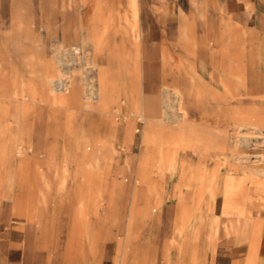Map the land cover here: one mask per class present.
<instances>
[{"label":"rangeland","instance_id":"rangeland-1","mask_svg":"<svg viewBox=\"0 0 264 264\" xmlns=\"http://www.w3.org/2000/svg\"><path fill=\"white\" fill-rule=\"evenodd\" d=\"M100 1L105 23L98 16ZM140 2L146 49L142 40L136 45L123 33L125 0H0V83H8L11 93L18 73L42 89L23 110L0 96V122L19 120L7 134L0 133V264H216L234 242L249 233L260 235L264 174L248 180L251 199L236 197L234 205L245 200L243 215L224 212L223 191L229 173L241 178L244 167L264 169V125L259 131L242 128L236 148L220 133L239 120L236 108L249 123L264 118V0L236 16L194 0ZM29 26L36 31L29 32ZM65 33L75 43L89 39L91 57L110 69L124 114L135 110L134 115L112 113L115 103L108 115L85 109L82 92L70 107L52 103L40 82L42 72L35 78L31 67H39V57L50 60ZM71 64L70 97L91 69L89 63L86 68ZM159 77L184 91L189 120L218 145L203 151L180 145L175 168L164 164L157 172L159 161L149 160L154 145L143 138L149 120L139 121L138 114L153 115L151 86ZM15 134L25 142L22 158L8 152L16 146L7 145ZM92 159L98 161L95 185L102 190L94 186L87 196L84 173ZM204 170L216 171L214 196L209 177L200 180ZM135 190L144 204L131 220Z\"/></svg>","mask_w":264,"mask_h":264},{"label":"bare ground","instance_id":"bare-ground-1","mask_svg":"<svg viewBox=\"0 0 264 264\" xmlns=\"http://www.w3.org/2000/svg\"><path fill=\"white\" fill-rule=\"evenodd\" d=\"M97 9H98V13H99L98 14L99 19L103 20L102 18L104 16L101 14L104 13V7H103L101 1L98 3ZM122 18L124 19V22L126 23L125 30L123 33L130 36L131 38H133L136 45H138L140 43V41L142 40L141 45H142L143 49H146V47H147L146 42L143 41V39L145 38L144 35L146 34V30H145V26L142 25V23H141V7L139 6L138 0H130V4L128 7H126V9L122 15ZM54 20H55V18H54ZM103 22L105 23V20H103ZM45 23H46V20H45ZM50 26H52V25H50ZM28 28H29V32H30V30L36 31L32 26H29ZM96 28H97V26L94 28V30H96ZM229 34H230V32H229ZM209 35H211V33ZM72 38L73 37L71 36V34L65 33L63 35L62 44L57 49V53L54 54L50 60H46L44 57H39V59H40L38 61V62H40L39 67L37 69L33 66L31 67L32 76L35 78L38 77V75H39L38 72L39 73L42 72V74L39 75L40 82H43V84L46 85L49 96L51 97L52 103L55 105H59V106L68 105L70 107L71 105H75L78 101H80L79 100V98H80L79 92H82V93H84V96H85V100L83 101V105H84L85 109L95 108L98 111H100V113L102 115H108L111 113V110H110L111 105L113 103H115L116 105H115L112 113H116L118 115L119 114L134 115L136 112L135 110L127 111V113L124 114V110H123L124 103H121V99L119 101V99L117 97H115L114 93H113V91H115L116 87L114 89L112 87V75H111V72L109 71L110 69L108 70L107 68L100 67L98 64H96L94 58L91 57L90 52L88 50L89 39L86 37H83L81 42L75 43L74 39H72ZM181 39H182V37H181ZM33 42L38 47L37 50H39L40 44L38 43V40L34 39ZM172 44H170V45H172ZM180 45H182V44H180ZM109 54H111V53H109ZM262 56H264V55H262ZM227 57H228V55H227ZM263 61H264V59H263ZM73 62H76L78 65H80V68H86V64L89 63V65H91V69H89V70L87 69L86 75L82 76L78 79L80 86H79V88H77V89L75 88L73 90V96L70 97V95H69L70 86H71L70 83L73 81V78H74L73 67L71 64ZM115 66H117V65H115ZM242 68H244V67L242 66ZM65 69H67L68 71H71L70 72L71 75H68L66 72H64ZM91 71H96V74L93 76ZM163 71H164V69H163ZM234 75H235V73H234ZM34 79L32 78V80H34ZM15 80L16 81L13 82V85H12L13 86L12 92L10 91L11 93H8V91H7L8 83H6V82L2 83V84L0 83V88L3 89V90H0V96L5 95L7 97H10L12 100L15 101V103L17 104L18 107L22 106V110H23L31 102H35L37 100V98H39L40 93L42 92V89L40 86H37V85L33 86V84H27L26 79H25V75H23V74L21 75V80H20L19 74L17 73V75L15 76ZM156 80H155L156 82L154 81V83L151 86V92H152L151 96H153V100L156 102V104L153 105V115H151V116L149 115L146 117V115L140 113V114H138V117H139V119L143 120L144 122H146V118L149 120V124L147 125V127L144 131L143 138H144V142L146 144L152 143L154 145V147L152 149V153L149 155L150 156L149 160L159 161V163H157L156 168H157V172H160L163 170L164 164H166L167 169H169V170H173L175 168L177 147L180 145H192L193 147H195L196 150L203 151V150L208 149V148H213V147L217 146L218 144L211 136H208V137L201 136L198 133V131L199 132L201 131V130H199L200 128H198L199 124H197L195 122H191L189 120V118L187 116V109L185 106L184 91L178 86H173L172 84L165 82L160 77H159V79H156ZM223 81H225V79ZM245 82H246V80H245ZM225 87H226V82H225ZM130 90H131V88H130ZM143 99H144V96H143ZM262 100L263 99H261V101ZM261 104H262V102H261ZM134 107H136L137 110L139 109V106H137V105H134ZM256 110H258V109H256ZM27 111L30 112V110H27ZM234 112H235L236 116L239 117V120L236 121V123H234L235 127L233 126V129L227 130L226 132H222V130H221L220 135L223 136V138L226 141H229V143H231V145H234V148H236V146L239 145V143H242V141L240 139L241 129L244 127H252L253 129L259 131L261 129V127L264 125V120H263L264 118L260 119L257 116L255 118L254 122L249 123L247 120H245V117L243 118V116H241L242 112H241L240 108H236L234 110ZM253 116H255V115H253ZM14 123L17 125L19 123L18 117H16V116H14L12 120H8L5 123L0 122V133H2L3 135L7 134L8 127L10 128V127L15 126ZM86 129H88V128H86ZM208 130H210V129H208ZM232 130H233V133H230V131H232ZM126 131H131V128L127 127ZM82 132H80V134ZM219 132H220V130H219ZM67 138H68V136H67ZM77 138H78V136H77ZM244 140L247 141L248 137L244 136ZM227 144L221 143L222 146L227 145ZM7 145H16L15 147L9 148L10 151H8L10 154L12 153V155L15 158H17V157L22 158L23 156L26 155L27 149L24 147L25 142H24L23 137L20 136L19 134L13 135L10 139V142L9 143L7 142ZM228 145H230V144H228ZM223 148H225V146H223ZM235 155L233 156V158L237 160L239 158V156H237V155L235 156ZM263 159H264V157L262 156L261 160H263ZM93 160H95V159H92V161H88L86 164V167H85L84 180H85V185L87 187V189L85 191V192H87V194H86L87 196H88V192H89V194L91 193V190H92V188H94V186L96 188H98V192L99 191L101 192V190H102L99 186L95 185V180H96V175H97L98 170L94 169V167H96V165H98V161L97 160L93 161ZM144 163H145V161L142 162V165H144ZM243 169L245 170V175L242 176L241 178L235 177L232 173H229L225 177L224 191H223V193H224V212L225 213H230L233 211L234 213H237L239 216L243 215L245 213V200L251 199V196L249 195L248 188H247L248 180H253V177H257L260 174H264V169H261V168L244 167ZM64 171L67 172V168H64ZM192 177H193V175H192ZM206 177H209V179L212 181L211 193L214 196L215 195L214 187L217 184L216 171H214L212 174L211 173L208 174L204 170L200 175V180L203 181L204 178H206ZM186 178H188V177H186ZM142 179H143V181L148 180L146 177V174L143 175ZM10 182H11V180H10ZM82 189H84V186H82ZM154 189H155V187H154ZM134 192H135V194H134L135 198H134V202L132 203V206H131V209H132L131 210L132 211L131 220L134 217L135 208L144 204L141 201V197L139 196L140 195L139 191L135 190ZM240 194L244 195V198H245L244 202L239 204V206L237 204L234 205V202L236 201L235 200L236 197ZM87 202H89V200L85 201L82 204H86ZM162 202H163V200H162ZM237 203H239V202L237 201ZM176 204H177V202H176ZM147 206H146V212H145L146 215L148 213ZM187 209H188V207H187ZM183 211L185 212V208H183ZM185 217L186 216L183 215V218H182V222L184 225L186 224ZM183 227L179 231H182Z\"/></svg>","mask_w":264,"mask_h":264},{"label":"crops","instance_id":"crops-1","mask_svg":"<svg viewBox=\"0 0 264 264\" xmlns=\"http://www.w3.org/2000/svg\"><path fill=\"white\" fill-rule=\"evenodd\" d=\"M194 1L199 5H218L224 7L227 13L233 16L241 12L256 10L257 6L255 0ZM138 3L141 7L140 0H138ZM129 4L130 0H125V6L128 7ZM215 262L216 264H264V226H262L259 236L257 232L249 233L244 240L234 242L225 253L221 254L219 257L217 256Z\"/></svg>","mask_w":264,"mask_h":264},{"label":"built area","instance_id":"built-area-1","mask_svg":"<svg viewBox=\"0 0 264 264\" xmlns=\"http://www.w3.org/2000/svg\"><path fill=\"white\" fill-rule=\"evenodd\" d=\"M139 121L144 122L143 120L139 119Z\"/></svg>","mask_w":264,"mask_h":264}]
</instances>
